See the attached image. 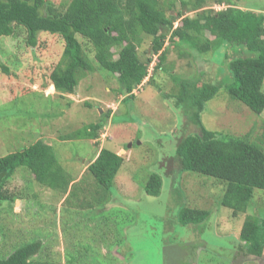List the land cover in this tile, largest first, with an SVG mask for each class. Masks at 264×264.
Listing matches in <instances>:
<instances>
[{
    "label": "rangeland",
    "instance_id": "rangeland-1",
    "mask_svg": "<svg viewBox=\"0 0 264 264\" xmlns=\"http://www.w3.org/2000/svg\"><path fill=\"white\" fill-rule=\"evenodd\" d=\"M51 1L58 6L64 0ZM160 1L168 14L197 16L180 0ZM216 1L207 0L206 5L218 6ZM234 4L264 11V0ZM223 6L215 8L227 7ZM79 40L92 61L94 50ZM151 41L145 36L138 49L142 58L152 57L151 74L134 91V99L122 102L119 80L99 69L94 60V70L81 79L73 97L51 90L50 74L64 49L61 37L41 34L35 49L28 47L24 30L1 39L0 58L10 73L0 71V157L43 141L54 148L60 166H67L63 169L74 181L65 193L41 186L26 167L16 170L6 189L17 199L0 208L1 256L40 241L42 249L34 257L39 264H264V254L261 258L246 254L239 237L247 216L264 218V191L256 189L248 211L234 216L220 204L225 184L179 172L177 157L181 141L198 131L194 115L198 107L180 101L189 96L181 97L183 87L192 96L224 74V87L203 102L202 126L263 147L264 112L254 114L227 94L225 87L232 80L220 51L199 54L188 45L175 48L166 42L168 55L161 64L166 71L152 73L159 60L151 53ZM105 114L109 118L96 143L78 137L87 126L104 120ZM103 148L124 159L111 195L104 199L107 203L100 201L88 172L79 178L83 161ZM155 174L162 179V189L158 196H149L144 187ZM186 208L210 212V217L184 226L179 216Z\"/></svg>",
    "mask_w": 264,
    "mask_h": 264
},
{
    "label": "trees",
    "instance_id": "trees-1",
    "mask_svg": "<svg viewBox=\"0 0 264 264\" xmlns=\"http://www.w3.org/2000/svg\"><path fill=\"white\" fill-rule=\"evenodd\" d=\"M236 1L217 0L218 6L209 8L207 0H180L183 8L197 13L195 18H189L181 12L168 14L160 0H64L58 6L51 0H0V41L13 37L17 30H24L28 47L35 49L41 34L59 36L64 49L50 74L54 87L51 90L55 89L61 97L74 95L81 79L94 70V60L99 69L119 80L125 96L122 102L134 99V91L151 74L152 57L144 59L138 51L145 36L152 38L151 53L159 60L152 73L166 71L161 66L168 55L166 42L175 48L188 45L199 54L214 52L216 55L220 51L232 80L225 87L227 94L261 115L264 112V11L243 10L236 7ZM224 4L226 8H215H222ZM178 19L180 25L174 28ZM208 34L211 38H207ZM78 37L94 50L92 61ZM227 47L228 51L222 53L221 49ZM0 71L10 73L1 58ZM223 76L216 75L209 86L197 88L192 96L185 87L179 93L181 97L188 93V99L180 101L197 106L195 111L199 112L194 114L198 131L183 139L177 148L178 171L197 173L224 183L220 204L237 216L248 211L256 189L264 191V147L202 126L199 113L203 102L210 101L224 87ZM108 118L109 114H105L104 120L87 126L78 137L98 140ZM123 163L122 156L103 148L88 166L87 172L97 184L100 201L105 202L111 195L113 181ZM20 167L28 168L35 181L51 190L66 193L72 183L60 166L54 148L43 141L36 142L0 157V208L17 199L6 186ZM162 185L159 175H151L144 187L145 193L158 196ZM208 217L210 212L186 208L181 211L179 222L184 226L195 225ZM239 237L245 243L246 254L261 258L264 218L247 216ZM41 249L40 241L25 243L6 257L0 255V264H39L34 257Z\"/></svg>",
    "mask_w": 264,
    "mask_h": 264
},
{
    "label": "crops",
    "instance_id": "crops-1",
    "mask_svg": "<svg viewBox=\"0 0 264 264\" xmlns=\"http://www.w3.org/2000/svg\"><path fill=\"white\" fill-rule=\"evenodd\" d=\"M53 87V86H52ZM54 88V87H53ZM74 95H71V96H69V97H73ZM113 116V115H112ZM112 118V117H111ZM111 122V121H110ZM110 122H109V125L108 126H110ZM106 127V126H105ZM92 143H96V141H93ZM101 151V150H100ZM100 151H99V153H100ZM122 152V151H121ZM124 152V151H123ZM119 154V153H118ZM99 156V154H97V156L96 157H94V158H92L91 160H85V161H83V166H84V169L83 170H81L82 171V173H81V175L79 176V178L81 177V176H83L86 172H87V168H88V166L91 164V163H93L96 159H97V157ZM64 167V169H66L67 168V166H63ZM69 173V172H68ZM74 181H72V183H73ZM71 183V184H72Z\"/></svg>",
    "mask_w": 264,
    "mask_h": 264
},
{
    "label": "water",
    "instance_id": "water-1",
    "mask_svg": "<svg viewBox=\"0 0 264 264\" xmlns=\"http://www.w3.org/2000/svg\"><path fill=\"white\" fill-rule=\"evenodd\" d=\"M131 146H132V145L130 144V145H129V148H131Z\"/></svg>",
    "mask_w": 264,
    "mask_h": 264
}]
</instances>
